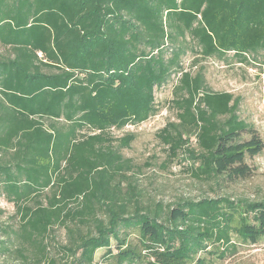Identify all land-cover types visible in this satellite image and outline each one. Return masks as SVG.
Returning a JSON list of instances; mask_svg holds the SVG:
<instances>
[{
  "label": "trees",
  "instance_id": "obj_1",
  "mask_svg": "<svg viewBox=\"0 0 264 264\" xmlns=\"http://www.w3.org/2000/svg\"><path fill=\"white\" fill-rule=\"evenodd\" d=\"M0 46V194L22 211L15 236L46 254L63 215L92 224L69 229V264H217L264 238V198L144 205L122 186L131 161L119 149L134 135L114 147L109 134L157 114V88L178 74L177 120L159 132L167 160L202 180L251 176L264 139L240 98L210 90L182 57L264 64V0H0Z\"/></svg>",
  "mask_w": 264,
  "mask_h": 264
},
{
  "label": "rangeland",
  "instance_id": "obj_2",
  "mask_svg": "<svg viewBox=\"0 0 264 264\" xmlns=\"http://www.w3.org/2000/svg\"><path fill=\"white\" fill-rule=\"evenodd\" d=\"M10 49L0 46V56L9 55ZM197 57V58H196ZM196 58V59H194ZM197 60V61H196ZM185 69L196 73L202 71L206 86L213 91L231 92L240 98L239 114L247 122L254 124L264 139V64L250 56L249 62H240L233 53L223 59L212 57L203 59L188 51L182 57ZM178 74L156 90L158 113L139 125H128L123 129H111L113 146H119V138L133 134L129 147L120 148L124 158L131 161V168L125 170L122 186L127 190L132 183L140 193L144 205L155 206L162 202L170 204L184 199H200L227 195L232 198L259 200L264 198V150L247 163L253 173L247 178L232 181L228 177L202 180L195 177L190 162L180 158L167 160L168 148L159 136L160 130L169 122L177 120V111L172 105L174 84ZM62 123V122H61ZM60 123V124H61ZM195 141V139L193 138ZM121 179V177H119ZM46 204L45 198L42 199ZM35 208V202H23ZM73 208V207H72ZM103 214L99 213V216ZM22 211L17 205L0 194V264H69L73 260L63 246H71L75 238L93 231L92 224H82L70 217H61L48 233L45 243L47 253L40 247L15 236L13 230L21 225ZM74 231V237L69 235ZM133 237L136 231L132 233ZM105 249L96 252V261L101 260ZM102 264L103 263L102 261ZM217 264H264V238L256 244L239 245L237 251Z\"/></svg>",
  "mask_w": 264,
  "mask_h": 264
}]
</instances>
